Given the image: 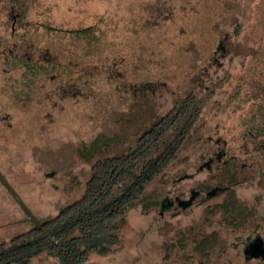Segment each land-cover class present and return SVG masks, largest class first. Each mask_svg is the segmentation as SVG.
Segmentation results:
<instances>
[{"label": "rangeland", "instance_id": "rangeland-1", "mask_svg": "<svg viewBox=\"0 0 264 264\" xmlns=\"http://www.w3.org/2000/svg\"><path fill=\"white\" fill-rule=\"evenodd\" d=\"M0 51L1 112L27 109L12 121L29 139L28 148L0 149V170L40 218L81 194L90 171L77 154L83 143L124 137L111 150L122 153L187 93L202 98L197 130L147 187L172 203L130 207L113 251L82 264L185 252L221 214L213 205L226 194L209 198L211 188L264 204V0H0ZM18 52L28 57L22 66ZM74 74L83 95L60 107L55 87ZM30 227L0 183V243ZM29 264L60 263L41 254Z\"/></svg>", "mask_w": 264, "mask_h": 264}, {"label": "trees", "instance_id": "trees-1", "mask_svg": "<svg viewBox=\"0 0 264 264\" xmlns=\"http://www.w3.org/2000/svg\"><path fill=\"white\" fill-rule=\"evenodd\" d=\"M1 73H8V70L0 68V78L6 81L7 74ZM201 99L194 92L187 93L154 123L142 129L122 153L111 150L117 140L124 137L98 134L88 144L83 143L77 154L90 163V171L82 184L81 194L61 206L54 216L40 218L35 215L41 227L24 212L31 227L0 243V264H29L41 254L56 256L60 264H82L91 253L106 255L113 251L112 246L120 242L126 231L130 207L137 203L144 207L168 206V197L159 199L148 192L147 187L177 161L184 141L197 130ZM214 148L207 150L215 153V158L222 154L227 156L225 149L219 152ZM208 157L212 159L210 154ZM218 188L220 192H209V198L223 193L224 189ZM215 190L217 187L209 191ZM231 199L229 192L222 203L216 202L213 207H220L228 214L235 208V201Z\"/></svg>", "mask_w": 264, "mask_h": 264}, {"label": "flooded vegetation", "instance_id": "flooded-vegetation-1", "mask_svg": "<svg viewBox=\"0 0 264 264\" xmlns=\"http://www.w3.org/2000/svg\"><path fill=\"white\" fill-rule=\"evenodd\" d=\"M9 51L12 52L14 49ZM3 53L0 51V56L3 57ZM13 55L22 61V63L14 61L17 64L20 63V66L25 61L23 58H28L22 52L13 53ZM78 77L81 78V76ZM79 78L74 74L58 82L55 90L60 99L57 102L60 107L65 106L67 98H73L74 103H77L82 97V87L77 83ZM9 93L11 94L12 90ZM46 96H49L48 93ZM14 108L3 112L0 108V149H13L14 146L19 145L22 148H28L27 129H17L12 121L18 113H27L28 110L23 111L17 104ZM223 189L225 194L235 192L227 187ZM216 191L218 192V189L213 192L208 191V194ZM235 200L239 203L234 204L235 208L228 214H225L220 207H216L221 214L218 215L214 227L208 231L202 230L200 235L196 236L198 238L192 242L193 244L188 246V243L183 241L186 253H175L171 251L174 250L173 248H169L161 254L160 260L151 264H264V204L246 203V200L237 199L234 193L233 201ZM168 201L169 204L172 203V200ZM165 208L167 206H163L159 211ZM183 242H181L182 246ZM74 264L78 263L74 262Z\"/></svg>", "mask_w": 264, "mask_h": 264}, {"label": "water", "instance_id": "water-1", "mask_svg": "<svg viewBox=\"0 0 264 264\" xmlns=\"http://www.w3.org/2000/svg\"><path fill=\"white\" fill-rule=\"evenodd\" d=\"M0 183L2 186L9 192V194L13 197V199L17 202V204L22 208V210L29 216V218L33 221L35 225L41 227V223L32 210L28 207V205L24 202L19 193L15 190V188L11 185V183L7 180L4 174L0 171Z\"/></svg>", "mask_w": 264, "mask_h": 264}]
</instances>
